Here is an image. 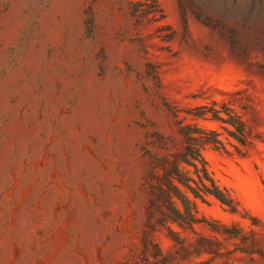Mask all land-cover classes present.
Here are the masks:
<instances>
[{"label":"rangeland","instance_id":"rangeland-1","mask_svg":"<svg viewBox=\"0 0 264 264\" xmlns=\"http://www.w3.org/2000/svg\"><path fill=\"white\" fill-rule=\"evenodd\" d=\"M187 126L219 134L203 154L237 211L198 200L173 229L264 264V0H0V264L141 263L146 181Z\"/></svg>","mask_w":264,"mask_h":264},{"label":"trees","instance_id":"trees-1","mask_svg":"<svg viewBox=\"0 0 264 264\" xmlns=\"http://www.w3.org/2000/svg\"><path fill=\"white\" fill-rule=\"evenodd\" d=\"M228 115L229 119L219 115L217 119L238 127L232 121L233 116ZM182 133L187 139L186 146L179 153L170 154L160 160L157 166L161 168V172L154 168L146 181L150 199L146 206V230L143 240L145 256L139 264H172L177 259L188 261L195 255L212 257L197 264H212L213 259L224 255L218 241L202 235L192 241L173 229V226L177 225L184 231L191 230L196 233L195 227L200 223L196 211L198 200L205 202L209 197H214L232 212L237 211L234 198L214 179L203 154V148L207 144L217 148L224 147L219 134L190 126L182 128ZM230 135L241 143H247L246 139L240 138L241 136L233 131ZM240 135H243V132L240 131ZM159 228L166 229L174 242L175 251L170 254H164L151 238V232ZM223 229V232L216 231L229 239L239 240L244 247H249V250L241 248L242 251L262 255L255 238L249 243V236L244 235L240 228L224 226Z\"/></svg>","mask_w":264,"mask_h":264}]
</instances>
